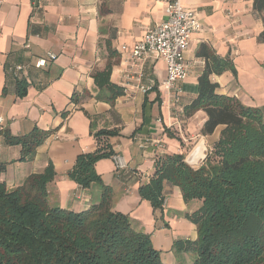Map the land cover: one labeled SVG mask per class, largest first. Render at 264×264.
Masks as SVG:
<instances>
[{"label":"crops","instance_id":"1","mask_svg":"<svg viewBox=\"0 0 264 264\" xmlns=\"http://www.w3.org/2000/svg\"><path fill=\"white\" fill-rule=\"evenodd\" d=\"M198 17L200 29L192 34L185 57L188 76L175 101L167 91L153 89L133 96L120 94L111 101L100 89L94 73L110 66L109 80L120 86L129 67V55L121 45L143 38L149 27L164 19V4L155 0H0V162L8 189L22 185L32 173L51 166L47 184L51 204L73 210L87 208L105 186L111 207L129 215L150 235L154 248L168 264L191 259L178 251L176 239L197 238V227L186 217L199 200L186 202L180 188L164 182L161 208L140 196V186L156 171L165 155L183 154L198 167L220 137L223 125L202 132L207 119L203 108L190 110L199 94V78L211 58L231 67L208 77L215 92L235 97L244 105L264 107V12L254 0H182ZM30 43V48L24 44ZM55 52L46 68L34 59ZM22 64L18 76L9 67ZM145 78L165 77L162 60L145 63ZM17 79L23 81L20 94ZM20 90V89H19ZM12 136L40 133L33 156L21 157V146L8 144ZM96 151L109 152L94 164L99 184L81 187L71 176L78 157ZM119 154L126 163L117 169L111 158Z\"/></svg>","mask_w":264,"mask_h":264},{"label":"trees","instance_id":"2","mask_svg":"<svg viewBox=\"0 0 264 264\" xmlns=\"http://www.w3.org/2000/svg\"><path fill=\"white\" fill-rule=\"evenodd\" d=\"M253 8L264 12V0H254ZM258 39L264 42V29ZM229 67L228 61L211 58L190 106L206 111L204 134L224 126L213 146L218 151L206 155L198 167L188 165L183 154L165 155L139 189L155 209L162 206L164 182L178 186L186 202L200 201L186 215L197 227V238L173 243L176 250L191 255L182 264H264V107L215 92L217 84L209 73ZM109 75L107 66L93 77L100 89L109 91L111 101L122 94V87L111 83ZM16 85L21 94L23 81L17 79ZM3 136L8 144L21 146L20 159H30L41 141L40 133L12 136L4 130ZM108 155H80L70 176L83 188L99 184L94 164ZM4 170L0 162V264H168L150 235L111 207L107 187L89 207L73 210L49 202L51 166L30 174L14 189L3 181Z\"/></svg>","mask_w":264,"mask_h":264},{"label":"built area","instance_id":"3","mask_svg":"<svg viewBox=\"0 0 264 264\" xmlns=\"http://www.w3.org/2000/svg\"><path fill=\"white\" fill-rule=\"evenodd\" d=\"M164 4V19L149 27L143 38L131 45H121L120 49L129 55V67L123 72L120 86L122 94L133 96L136 92L146 93L153 89L167 91L178 101L182 93L181 82L188 76L189 65L186 61V51L190 47L191 37L200 29L196 12L186 7L182 0H155ZM30 48V43L24 44ZM57 57L55 52L49 51L34 59V66L46 68ZM162 60L165 64V77L158 83L152 78L144 81L145 63ZM24 69L22 64L9 67V72L18 76ZM3 118L0 117V122ZM111 158L117 169L127 165L119 154H112Z\"/></svg>","mask_w":264,"mask_h":264},{"label":"rangeland","instance_id":"4","mask_svg":"<svg viewBox=\"0 0 264 264\" xmlns=\"http://www.w3.org/2000/svg\"><path fill=\"white\" fill-rule=\"evenodd\" d=\"M213 151H218L216 149H213V147L209 150V152L207 153V155H210Z\"/></svg>","mask_w":264,"mask_h":264},{"label":"water","instance_id":"5","mask_svg":"<svg viewBox=\"0 0 264 264\" xmlns=\"http://www.w3.org/2000/svg\"><path fill=\"white\" fill-rule=\"evenodd\" d=\"M205 158H206V157H205ZM185 162H186L188 165H190V164H189V161H185Z\"/></svg>","mask_w":264,"mask_h":264}]
</instances>
